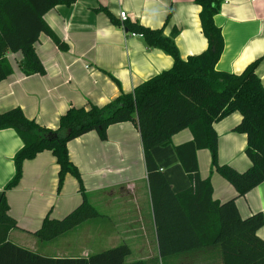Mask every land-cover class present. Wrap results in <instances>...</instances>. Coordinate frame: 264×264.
Listing matches in <instances>:
<instances>
[{"label":"crops","instance_id":"obj_1","mask_svg":"<svg viewBox=\"0 0 264 264\" xmlns=\"http://www.w3.org/2000/svg\"><path fill=\"white\" fill-rule=\"evenodd\" d=\"M200 10L195 0H77L55 6L44 19L68 49H60L49 35L41 33L34 48L45 73L32 75H25L20 68L22 53L9 52L13 73L0 81V112L20 107L28 118L56 129L61 115L72 106H102L122 92H133L139 84L170 69L174 58L149 46L144 37L132 36L136 31L126 29L120 13H126V22L160 29L186 60L209 46ZM214 20L224 37L216 69L240 74L259 59L256 71L264 85V0H223ZM241 119L242 114L236 111L214 127L219 162L243 172L251 160L245 152L247 135L235 131ZM192 139V131L184 128L169 144L152 148L159 170L176 192L190 187L191 180L175 146ZM22 146L15 129L0 130V198L15 174L13 158ZM68 151L80 170L89 200L101 214L52 240L35 235L47 215L64 218L83 201L79 183L70 173L58 189L59 165L52 151L44 150L24 161L19 184L5 192L9 214L18 224L8 234L12 243L54 258L87 257L127 244L131 253L126 263L222 264L216 247L161 255L142 139L134 123L110 125L106 140L95 130L87 132L69 141ZM197 158L201 177L211 180L214 199L225 202L236 198L244 218L258 212L264 216V181L238 196L234 185L212 170L208 149H199ZM85 229L94 231L91 242L79 238ZM258 235L264 239V224Z\"/></svg>","mask_w":264,"mask_h":264},{"label":"trees","instance_id":"obj_2","mask_svg":"<svg viewBox=\"0 0 264 264\" xmlns=\"http://www.w3.org/2000/svg\"><path fill=\"white\" fill-rule=\"evenodd\" d=\"M76 1L0 0V81L13 73L9 52L22 53L20 68L25 75L45 73L34 48L41 33L49 35L60 49H68L44 15L57 5ZM222 1L195 0L201 7L202 31L209 46L186 60L180 58L174 42L160 29L125 21L126 29L143 34L149 46L163 49L174 58L170 69L139 84L133 92H122L102 106H72L61 115L56 129L28 118L20 107L0 112V130L13 128L23 141L13 158L15 174L0 198V264H144L125 262L131 253L127 244L87 257L54 258L18 246L8 238L9 231L18 224L9 214L5 192L19 184L24 161L44 150L52 151L59 165L58 189L70 173L79 183L83 201L64 218L47 215L35 235L40 240H52L99 216L101 213L86 194L80 170L70 158L68 142L93 130L106 140L108 127L125 121L134 123L141 135L161 255L216 247L222 264H264V239L258 235L264 224L262 212L244 218L236 198L225 202L214 199L211 180L201 177L197 158L199 149H208L212 170L232 183L238 196L246 195L264 181V85L256 71L260 60L250 63L240 74L216 69L224 50V37L214 17ZM103 10L119 24L110 11ZM236 111L242 119L235 131L247 135L245 152L251 160V166L243 172L219 162L214 127ZM184 128L192 131L193 139L175 146V151L191 186L176 192L159 170L152 148L169 144L172 136Z\"/></svg>","mask_w":264,"mask_h":264},{"label":"rangeland","instance_id":"obj_3","mask_svg":"<svg viewBox=\"0 0 264 264\" xmlns=\"http://www.w3.org/2000/svg\"><path fill=\"white\" fill-rule=\"evenodd\" d=\"M94 234V231H87V229L82 230V232L80 233L79 238L83 239V238H87V242H91L92 241V235Z\"/></svg>","mask_w":264,"mask_h":264},{"label":"built area","instance_id":"obj_4","mask_svg":"<svg viewBox=\"0 0 264 264\" xmlns=\"http://www.w3.org/2000/svg\"><path fill=\"white\" fill-rule=\"evenodd\" d=\"M120 18L122 19L123 22H125V20L127 19L126 13L125 12H121L120 13ZM132 36H140L143 37V34L141 33H136V32H131Z\"/></svg>","mask_w":264,"mask_h":264}]
</instances>
